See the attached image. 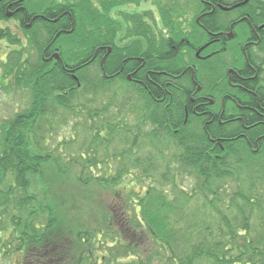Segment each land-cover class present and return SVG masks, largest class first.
<instances>
[{
    "label": "trees",
    "instance_id": "trees-1",
    "mask_svg": "<svg viewBox=\"0 0 264 264\" xmlns=\"http://www.w3.org/2000/svg\"><path fill=\"white\" fill-rule=\"evenodd\" d=\"M235 2L223 0L221 3L232 6ZM41 5L53 8L50 15L56 21L50 29L62 30L61 38L70 40L63 46L64 54L71 58L72 68L80 67L85 51L91 56L98 43L97 7L91 0H41ZM244 8L243 12L248 13L255 24L264 25V0H248ZM66 14L71 15L72 21L65 17ZM215 14L226 15L219 11ZM5 17L4 9H0V18L5 20ZM3 30H0V39L9 36ZM85 32L86 37L83 36ZM8 41L13 40L10 38ZM34 41H31L33 46ZM260 47L264 54V32ZM16 54L22 56V52ZM13 58L4 64L7 72L0 76V84L5 85V80L11 81L8 82L10 85L27 91L29 105L25 110L14 113L10 119L0 121V264H85L84 260L91 259L89 253H83L85 243L94 244L95 239L82 237L69 241L66 238V242H62L63 235L56 232L53 240L56 209L52 208V204L43 205L37 195L28 190L32 178H36V184H45L49 179L46 169L57 160L53 158L57 149L52 151L48 146L50 137L55 133L56 119H62L56 116V110L72 114L74 117L71 120L74 121L77 113L84 108L81 96L92 95L94 101L98 98L102 100L108 97L105 94L107 90L101 85L96 68L90 69L89 74L83 73V66L75 69L77 79L74 80L60 66L50 69L34 63L21 64V61L18 62L20 58ZM185 93L173 94L184 97ZM179 97L174 99L178 105L185 100ZM107 106L89 112L87 118H99L98 112L112 109ZM128 110L132 112L131 108ZM146 111L144 119L154 127L153 132L149 130L143 135L146 146L152 144L156 137L154 133H157L158 137L166 140V150H171L173 154L163 159L162 153L160 156L150 154L153 148L150 146L147 167L152 168L153 173L165 168L158 179L155 177L154 184H145L144 193L133 201L132 194H128L130 189L143 183L125 179L122 174L130 173L125 165H122L117 177L106 180L90 176L89 179L99 186L115 187V190L127 193L126 198L134 204L131 217L127 213L125 221L130 229L138 233L141 246L146 245L147 248L141 254L137 250L139 244H126L121 248L124 255L115 256L111 247L112 257L103 256L100 261L106 264H264V145L257 157L251 156L245 144L222 146L223 150L217 146L212 150L202 124H182L181 108H164V104L154 103ZM47 113L51 114L50 120H45ZM43 122L47 123L46 126ZM120 125L116 127L106 123L103 127L109 130L110 138L120 129L123 133L121 142H129L132 146L138 140L135 133L124 121ZM159 125L161 130L157 128ZM73 127H77V123ZM141 129L137 124L135 130L139 132ZM96 130L100 131L99 128ZM94 140V146L109 141L100 134L95 135ZM66 143L63 142V145ZM72 143L75 141L71 140L68 145ZM135 146L136 151L131 152L130 147L119 156L124 158L128 153L127 156L131 157L138 152L141 157H135V163L133 161L138 167L141 160H148L142 158L143 149L140 150L138 144ZM76 152L79 160L74 165L81 177L75 184L82 186L88 182L82 175L97 168L100 162L94 156L86 159L82 149ZM159 157L162 166L157 164ZM71 158L70 155L68 159ZM68 167L66 165L65 170L57 167L54 171L64 176L70 173ZM144 170V179L152 180L153 177ZM192 176L194 181L188 179ZM177 178L193 183L189 184V189H184L185 186L177 184ZM123 183L127 185L122 186ZM49 190H53L54 195L56 188L50 187ZM69 192L73 198L75 190ZM55 199L57 205L62 204L63 198ZM104 218L109 224L110 218ZM102 235L99 234L100 237ZM100 242L98 240L97 244ZM126 256L132 257L130 263L117 261Z\"/></svg>",
    "mask_w": 264,
    "mask_h": 264
},
{
    "label": "flooded vegetation",
    "instance_id": "flooded-vegetation-1",
    "mask_svg": "<svg viewBox=\"0 0 264 264\" xmlns=\"http://www.w3.org/2000/svg\"><path fill=\"white\" fill-rule=\"evenodd\" d=\"M99 1V39L91 56L86 50L80 59L83 73L96 68L101 85L129 86L134 104L181 108L182 124H202L212 150L245 144L258 156L264 145V25L243 12L248 1L235 0L232 6L223 0ZM0 9L6 16L0 25L12 22L14 28L0 26L7 41L13 40L10 47L21 45L29 58L36 55L28 64L60 66L77 79L74 70L80 67L72 68L62 49L70 40L61 38L62 30L50 29L56 21L53 8L42 7L41 0L36 8L30 0H0ZM182 91L184 97L173 94ZM177 96L185 99L179 105Z\"/></svg>",
    "mask_w": 264,
    "mask_h": 264
},
{
    "label": "rangeland",
    "instance_id": "rangeland-1",
    "mask_svg": "<svg viewBox=\"0 0 264 264\" xmlns=\"http://www.w3.org/2000/svg\"><path fill=\"white\" fill-rule=\"evenodd\" d=\"M57 1L61 2V0ZM141 1L142 0H138V3ZM91 2L97 7L98 22L100 24L99 9L102 8V2L100 3L99 0H91ZM108 2L109 0H106L103 5H106ZM125 2H128V0H125ZM30 3L31 6L33 4V8H36V0H30ZM119 4H123V1L118 3V5ZM109 21L110 23H113L111 20ZM0 26L2 28L10 27L14 30L12 22L7 23L3 21ZM86 33L87 32L83 34L84 37H86ZM10 45L12 44H9L5 37L0 39V76L3 72H7V68L4 67V64L7 63L5 61L8 56V59L13 57L20 58L18 62L21 61V64L34 61L36 59V55H32L33 58H29L27 53L28 51L26 49L22 51V55L25 57L20 56V54H16L21 52V45H18L17 47H10ZM62 49L65 50L64 48ZM15 50H17L16 53L14 52ZM87 71V74H89L90 70ZM8 82L10 83L11 81L5 80L3 81L5 85L0 84V121L10 119L13 117L14 113H18L20 110H25L29 105V96L27 91H23L20 88H18V90L17 87L12 84L10 85ZM105 89L107 90L105 94L108 95V97L103 98L102 100L98 98L94 101V97L92 95L81 96V103H83L84 108L82 111L77 113L76 120L74 121L71 120V118L74 117L72 114L68 115V112L62 109L56 110L57 115L54 113V116L56 115L60 118L62 117V119H56L54 125L55 133H53L50 137V144H48V146L52 151L57 149L56 152L54 151V155L52 154L53 158H56L57 160L54 163L52 162L49 168L46 169L47 177H49V179L46 180L45 184L40 182H37L36 184V178H32L30 181V188L28 190L29 193H35L43 205L52 204V208L56 209V214L53 215L54 219H56L54 220L55 230L52 235L53 240L55 239L56 232L63 235L61 240L62 242H66V238H68L69 241H75L82 237L95 239L94 244H90L89 242L85 243L83 253H89L91 256L89 261L84 260L85 264H106L105 261L104 263L100 261L102 260L101 258H103V256L107 258L112 257L110 255L112 249L114 250L113 253H115V256L124 255L121 248L126 244H139L137 250L141 254L147 248L146 245L141 246L138 233L130 229V226L125 221L127 219V213L131 217L132 204H134L130 198H126L127 193L124 194L117 191L115 190V187L111 188L110 186L105 185L99 186L95 182L90 181L89 177L95 176L106 180L114 178L117 177L116 175L118 172H121L122 165H125V168L130 173L129 175L122 174V176L126 177L125 179L130 181L133 180L143 183L138 186L136 185V187L133 186L132 189H130L128 194H132L134 201L135 198L144 193L146 188L145 184H154L155 180L158 179L159 175L163 173L165 169L163 167V170H161L162 168L157 169V172L153 173L152 168L147 167L149 165V160L146 159V157L148 151L150 150V146H153L150 154H159L158 156H160L162 153L163 155L161 156L163 159H168L171 155H173L171 150H166L168 147L166 140L162 136L158 137L157 133H154L156 137L155 140H152V144H149L150 146H146L145 144L143 135L149 130H152V132L154 130L153 124H150L144 119L147 116L146 110H149V108L151 109L150 105L146 106L141 104L140 106V102L138 103V101L134 104L130 99L133 91L129 86L112 83L109 87L105 86ZM110 99L112 101H108ZM104 105H108L107 107L112 109L107 112H98V114H100V116H98L99 118H87L89 112H93L96 109L100 110ZM134 106L140 109H135ZM129 107L132 109V112L129 110L127 111V109H130ZM47 114L48 115H46L45 120H50L51 114ZM64 116L65 118H63ZM120 116L121 118H119ZM122 121H124L126 126L135 133V139H138L134 141L132 146L129 142L128 144H126V141L121 142L123 133H121L120 129L115 132V136L110 138L109 130L103 127L106 123L108 125L111 124L112 126L117 125L116 127H118L121 126L120 123ZM74 123H77V127H73ZM43 124L46 126L47 123L43 122ZM137 124H139L142 128L139 132L135 130ZM96 128H99L100 131H97ZM157 128L159 130L162 129L160 125L157 126ZM97 134H100L104 139H108V143H97V146H94L93 143L96 142L94 140V136ZM71 140L75 141V143L68 145ZM63 142H67V145H63ZM136 144H138L140 150L143 149L142 151H144L142 158L148 160H141L142 162L140 166H138L139 168L134 164L135 159L137 157H141L138 152L137 155L131 157L130 155L127 156L128 153L124 155V158L119 156L123 154L124 151L130 150V147L131 152L136 151ZM78 149H82V152L86 155V159L94 156L98 162H100V164L97 165V168H92V171H87L86 174L82 175V177L88 181L87 184L85 183V185L82 186L75 184V181L81 177L78 169L74 165V163L79 160L76 152ZM70 155L72 158L68 159ZM150 160L152 161V158ZM156 160L158 162L157 164L162 162L160 157ZM66 165L69 166L68 168L70 169V173H66L64 176L57 175L58 172H55L54 170H56L57 167L61 170H65L64 168H66ZM73 165L74 167H72ZM143 168H145L144 171L146 173L148 172L147 174H149V176L153 177L151 178L152 180L144 179L142 172ZM155 177H157V179H155ZM191 178L188 177V179L193 180V176ZM159 182H161V180H159ZM176 182L180 187L185 186L184 189H189V186H191L189 184L193 183L192 181H179L178 178L176 179ZM155 184L157 185V183ZM126 185V183L122 184V186ZM50 187L56 188V190H54V195L53 190L50 192ZM71 189L75 190L73 198H71L69 192ZM55 197L59 199L63 198L61 205H57L58 201H56ZM50 206L48 209L52 214L53 210ZM105 216L110 218L109 224L105 222ZM100 233L103 234L102 237L99 236ZM97 239L101 241L98 244ZM111 247L112 249H109ZM131 260L132 257L130 256H126L124 258L120 257L117 259L119 263H130Z\"/></svg>",
    "mask_w": 264,
    "mask_h": 264
},
{
    "label": "water",
    "instance_id": "water-1",
    "mask_svg": "<svg viewBox=\"0 0 264 264\" xmlns=\"http://www.w3.org/2000/svg\"><path fill=\"white\" fill-rule=\"evenodd\" d=\"M247 1H248V0H245L244 3H243L242 5L246 4ZM240 6H241V5H237V6H234V7H232V8H221V10H222V11H231L232 9L237 8V7H240Z\"/></svg>",
    "mask_w": 264,
    "mask_h": 264
}]
</instances>
